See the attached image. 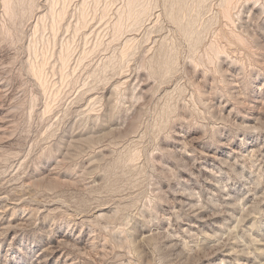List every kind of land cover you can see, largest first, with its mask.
Listing matches in <instances>:
<instances>
[{
    "label": "rangeland",
    "instance_id": "1",
    "mask_svg": "<svg viewBox=\"0 0 264 264\" xmlns=\"http://www.w3.org/2000/svg\"><path fill=\"white\" fill-rule=\"evenodd\" d=\"M0 215V264H264V0H0Z\"/></svg>",
    "mask_w": 264,
    "mask_h": 264
},
{
    "label": "bare ground",
    "instance_id": "2",
    "mask_svg": "<svg viewBox=\"0 0 264 264\" xmlns=\"http://www.w3.org/2000/svg\"><path fill=\"white\" fill-rule=\"evenodd\" d=\"M133 7V6H132ZM6 8V7H5ZM135 8V7H134ZM138 8V7H137ZM64 10V9H63ZM63 10H62V12H63ZM143 11V10H142ZM145 11V10H144ZM143 11V12H144ZM227 11V10H226ZM65 12V11H64ZM138 12V11H137ZM142 13V12H141ZM146 13V12H145ZM144 15V14H143ZM63 16V15H62ZM65 16V15H64ZM137 16V15H136ZM225 16H227L226 14H225ZM62 18V17H61ZM228 18V17H227ZM85 22V21H84ZM237 39H238V37H236ZM126 46V45H125ZM66 65V64H65ZM38 73H39V71H38ZM38 73H37V75H38ZM42 77V76H41ZM41 85V84H40ZM251 127V126H250ZM1 216V215H0ZM68 239V238H67ZM72 239V238H71ZM78 239V238H77ZM60 240V239H59ZM69 240V239H68ZM84 240V239H83ZM87 240V239H86ZM88 241H89V238H88ZM93 241V240H92ZM58 242V241H57ZM60 243H61V241H59ZM65 242V241H64ZM68 242V241H67ZM77 242H79V241H77ZM85 242V241H84ZM47 243V242H46ZM50 243V242H49ZM48 243V245H45L44 247H42V249H40V251L39 252H35L34 251V254H36L35 255V260L37 261V262H40L41 260H43V257H44V259H45V257H47V255H48V257L49 256H53V253H54V250L55 249H53L54 247H52V245L51 244H49ZM85 243H87V242H85ZM89 243V242H88ZM65 244H66V242H65ZM65 244H63L64 246H65ZM68 245L70 244V243H67ZM83 245V244H82ZM91 245V244H90ZM67 246V245H66ZM60 247V246H59ZM85 247V246H84ZM61 248V247H60ZM77 248V247H76ZM88 248H90L89 247V245H88ZM62 249V248H61ZM58 250H59V248H58ZM56 252H57V250H56ZM32 253H33V251H32ZM60 253V252H59ZM83 253V252H82ZM62 254V253H61ZM68 254V253H67ZM66 254V255H67ZM69 256V255H68ZM67 258V257H66ZM49 259V258H48ZM69 259H71V258H69ZM11 261V260H10ZM68 261V260H67ZM36 262V263H37ZM56 262V261H55ZM54 262V263H55ZM64 262V264H67L65 261H63ZM53 263V264H54ZM75 263V262H74ZM32 264V263H31ZM35 264V263H34ZM44 264H45V262H44ZM63 264V263H62Z\"/></svg>",
    "mask_w": 264,
    "mask_h": 264
}]
</instances>
